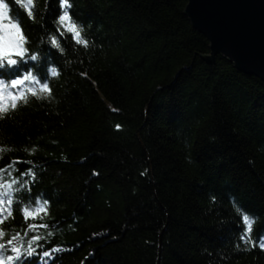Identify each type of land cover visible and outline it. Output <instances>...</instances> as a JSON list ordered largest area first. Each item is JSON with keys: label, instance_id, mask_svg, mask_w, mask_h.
I'll use <instances>...</instances> for the list:
<instances>
[{"label": "trees", "instance_id": "16d2710c", "mask_svg": "<svg viewBox=\"0 0 264 264\" xmlns=\"http://www.w3.org/2000/svg\"><path fill=\"white\" fill-rule=\"evenodd\" d=\"M4 2L28 51L0 80L17 92L12 79L31 70L51 89L19 86L28 102L0 119V170L12 166L0 179L20 188L0 227L43 236L23 264H264V83L196 56L208 42L186 1L68 0L88 47L57 31L60 0H35L34 18L26 0ZM37 197L48 214L25 221Z\"/></svg>", "mask_w": 264, "mask_h": 264}, {"label": "snow or ice", "instance_id": "6c2138e0", "mask_svg": "<svg viewBox=\"0 0 264 264\" xmlns=\"http://www.w3.org/2000/svg\"><path fill=\"white\" fill-rule=\"evenodd\" d=\"M60 6L63 9V12L58 17V23L61 27L57 31L60 32L61 36H63L65 32L71 33L72 39L76 42V44L88 47V40L82 36V32L84 31L83 26L74 21L69 14L68 9L71 5L68 0H60ZM24 7L27 10L28 16L34 18L33 8L35 7V0H26ZM13 18L17 22H11L9 19V7L4 0H0V21H8V23H0V68L4 67L5 62L10 66H19L20 62L17 59H14L13 56L20 57L21 61H23L28 51L24 47L26 38L21 30L19 18ZM51 44L63 51L60 41L55 35L51 37ZM28 59L36 61L38 57L36 55H31L28 56ZM50 73L53 77L59 74L55 67L50 69ZM26 82L38 85V91L32 87L27 88V93H30L32 96L41 98L40 94H44V96L51 95V89L49 88L47 80L41 83L31 70H29L26 74H23L20 78L12 79L10 88L18 89L17 92L11 91L9 86L3 80H0V119H2L3 114L7 113L10 109H16L18 102L22 101L25 104L28 102V95L25 93L24 88L19 87L24 86ZM117 127H119V125H117ZM7 150L8 149L0 147V154ZM13 163H18V161ZM11 167L12 166L9 165L8 168L0 170V174L7 173L8 176H11ZM27 174L32 176L33 179L35 178V174L31 169L27 171ZM21 175H23V173ZM18 183L19 181L16 179H12L10 182L0 179V225L4 224L9 217H12V205L17 203L18 200L15 194L20 191V188L14 186ZM21 187H23V185H21ZM19 210V207H17V211ZM47 210L48 201L41 200L37 197L34 201H30L24 206V220H35L37 217L43 219L40 214L43 213L44 216H47ZM254 222L255 220L253 217L248 214H243L242 223L246 227L244 229V233L240 237L241 240L246 241L247 243H252L250 234L252 232ZM36 227L37 226L35 224H28L27 231H25L23 235L19 232L5 230L0 227V264H23L22 257H32L34 254L39 255L36 252V247L39 246L37 245V242L43 239V236L33 235L27 240H24V236H28V234ZM39 227L48 228V225L41 224ZM47 235L51 236L52 233L48 232ZM5 236L8 237L7 240L4 239ZM258 246L264 249V240H261ZM57 251H60V249H52V252ZM43 257L51 258V253L49 251H44ZM45 264H47L46 261Z\"/></svg>", "mask_w": 264, "mask_h": 264}, {"label": "water", "instance_id": "95a60500", "mask_svg": "<svg viewBox=\"0 0 264 264\" xmlns=\"http://www.w3.org/2000/svg\"><path fill=\"white\" fill-rule=\"evenodd\" d=\"M184 14L208 42L207 64L220 55L264 83V0H185Z\"/></svg>", "mask_w": 264, "mask_h": 264}, {"label": "rangeland", "instance_id": "374dc122", "mask_svg": "<svg viewBox=\"0 0 264 264\" xmlns=\"http://www.w3.org/2000/svg\"><path fill=\"white\" fill-rule=\"evenodd\" d=\"M0 23H5L4 21H0Z\"/></svg>", "mask_w": 264, "mask_h": 264}]
</instances>
